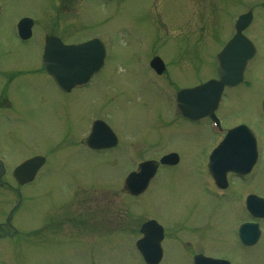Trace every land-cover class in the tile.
<instances>
[{
  "label": "rangeland",
  "instance_id": "1",
  "mask_svg": "<svg viewBox=\"0 0 264 264\" xmlns=\"http://www.w3.org/2000/svg\"><path fill=\"white\" fill-rule=\"evenodd\" d=\"M58 1L2 0L0 88L6 89L10 107L0 108V151L10 166L34 155L46 157L40 177L24 189L21 211L85 212L87 236L62 244L64 264L72 260L143 264L134 242L141 236L140 224L150 218H156L169 232L182 223L184 229L193 224L198 229L208 225L213 228L210 239L193 251L230 258L235 264H264V238L249 251L238 249L233 232L240 220L239 211L228 200L211 198L200 186L202 177L208 175L202 167L213 145L212 133L204 128L206 123L183 121L175 109L179 90L195 87L214 74L212 61L230 34L231 14L251 7L261 10L249 31L260 54L253 62L254 73L249 74L250 88L239 91L241 97L247 94V98L258 99L254 104L248 98L250 107L246 104L248 113L255 116L236 121L239 118L230 114L226 120L231 125L244 121L259 127L261 162L248 182H239L238 188L264 198V113L259 111L264 102V0ZM209 10L214 12L211 16ZM23 15H34L38 20L34 38L27 43L18 41L14 34V23ZM45 34L60 36L66 42L93 36L105 40L107 63L89 88L65 94L45 75L41 67ZM153 55H159L169 67L170 74L162 76L169 82L156 80L151 73L148 64ZM28 66L40 70L36 79L8 75ZM244 98L240 101L247 102ZM229 109L226 105L227 113ZM92 114L111 119L121 138L115 150L105 154L83 150L82 139ZM169 150L182 155L176 170L160 172L140 199L121 194L123 177L134 158ZM255 174L257 178L251 179ZM68 175L77 178L83 197L76 193L71 198L74 188L71 181L66 182L64 176ZM176 233L174 237L187 240L185 232ZM175 241L169 240V235L165 239L161 264H189L190 248L184 243L180 247L179 242L176 246ZM42 256L37 264L48 263L47 254Z\"/></svg>",
  "mask_w": 264,
  "mask_h": 264
},
{
  "label": "flooded vegetation",
  "instance_id": "2",
  "mask_svg": "<svg viewBox=\"0 0 264 264\" xmlns=\"http://www.w3.org/2000/svg\"><path fill=\"white\" fill-rule=\"evenodd\" d=\"M31 16V15H29ZM28 15L19 16L18 21L22 18L29 17ZM17 21V22H18ZM40 70L34 69V67L28 66V69L24 70H11L8 75L16 76H32L36 79ZM7 92L2 86L0 88V108L10 107V101L6 97ZM229 98H233L229 96ZM1 165L5 167L1 170ZM253 168L252 172L254 169ZM9 162L5 157L4 152L0 151V183L8 186V180L11 176L9 172ZM247 176H240L236 173H230L227 175L228 186L223 189V192L227 194L232 193V185L237 183ZM18 186V192L19 188ZM23 187V186H22ZM15 189V187H14ZM239 191L235 194L238 195ZM47 218H44L43 216ZM85 216L84 211H46L43 213L34 211H10L9 199L4 197L2 199V208L0 209V248L2 255V264H22L33 263L37 264L38 259L45 252L47 254V261L50 264H64L63 258L65 250L61 248L64 242H77L81 237L85 236V231H88L89 227L83 223ZM87 224V223H86ZM188 232L186 241H182L180 237H176L179 243H184L186 247L190 248V254L193 249L201 244L200 237L196 234L199 229L195 227H189L188 229L174 228L171 232L175 231ZM76 233L75 239H68L70 233ZM193 234V236H192ZM191 237L192 240H189ZM71 240V241H70ZM201 252H194L192 258L196 254ZM47 263V264H48ZM67 264H74V261ZM75 264H84V262H76Z\"/></svg>",
  "mask_w": 264,
  "mask_h": 264
},
{
  "label": "water",
  "instance_id": "3",
  "mask_svg": "<svg viewBox=\"0 0 264 264\" xmlns=\"http://www.w3.org/2000/svg\"><path fill=\"white\" fill-rule=\"evenodd\" d=\"M251 15H247L246 17H250ZM244 19V21H241V25H245L248 22V18ZM26 29L28 26L25 27ZM93 44V42L81 44V45H73V46H62L61 49L63 51H60V53H52V50L50 49V46H48V54H52L51 56H48L45 62V66L49 70H58L57 73L60 76H71L74 72H81L79 66L81 64H92L89 67V70H85L82 72L87 73L88 75L86 77L81 76L82 73H79L73 77L67 78L66 81L62 80L59 82L61 87L64 90H69L71 87L75 85H79L81 82H85L88 78V76L95 70L93 63H95V60L93 61V58L89 56V48ZM224 53L221 55V61L222 57L224 56ZM54 57L58 59L57 65L53 66L54 59H51L50 57ZM47 56V55H46ZM247 59V58H245ZM155 64H161V60L156 59L153 61ZM100 65L102 64L101 61L96 62L95 65ZM241 68V67H240ZM221 72L224 71V64L221 67ZM229 71V70H227ZM226 71V72H227ZM53 72V71H52ZM225 72V73H226ZM237 70H234L231 72V74L224 75L221 73L222 80L217 82V81H210L202 86L193 88V89H186L182 90L178 94V99H177V105L179 111L186 117L192 118V119H197L201 118L203 116L208 115L209 113H212L214 111V108L216 107V103L221 95V91L223 90L224 86L230 85L232 83H235L236 80L235 78L237 77ZM245 151L242 149L241 152H237L236 155L233 159L238 161L239 158L244 159L245 158ZM168 159L165 158L164 161ZM163 161V162H164ZM44 159L43 158H35L32 159L28 162H26L24 165H22L20 168L17 169V173H23L25 172V175L27 178L32 179L34 175L36 174L37 170L40 168V166L43 164ZM157 164H153V162H146L142 164L140 167V171L136 174H133L130 176L124 185L123 191L124 192H129L132 194H139L145 190L147 187V184L150 180V178L153 176L154 170L156 169ZM236 168V167H234ZM132 179V180H131ZM23 182V181H21ZM261 202L258 203L260 206L264 204V201L259 200ZM255 206L257 204H254ZM253 206V208H255ZM264 207V206H263ZM153 225L154 227L158 228V233L154 236L150 235V241H145L144 244H141V249H143V255L145 259L152 264H157L159 260L161 259L162 256V250L159 246L160 240H161V234L160 231L162 229L160 227L155 226V222H149L145 224V229H143L144 232L149 233L151 230L148 228L149 226ZM153 242V243H152ZM199 264H223L220 261H212L208 259H200Z\"/></svg>",
  "mask_w": 264,
  "mask_h": 264
}]
</instances>
